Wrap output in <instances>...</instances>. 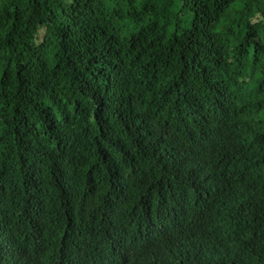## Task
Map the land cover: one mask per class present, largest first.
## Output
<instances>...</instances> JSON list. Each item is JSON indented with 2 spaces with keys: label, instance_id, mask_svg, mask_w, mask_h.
Here are the masks:
<instances>
[{
  "label": "trees",
  "instance_id": "16d2710c",
  "mask_svg": "<svg viewBox=\"0 0 264 264\" xmlns=\"http://www.w3.org/2000/svg\"><path fill=\"white\" fill-rule=\"evenodd\" d=\"M0 264H264V0H0Z\"/></svg>",
  "mask_w": 264,
  "mask_h": 264
},
{
  "label": "rangeland",
  "instance_id": "374dc122",
  "mask_svg": "<svg viewBox=\"0 0 264 264\" xmlns=\"http://www.w3.org/2000/svg\"><path fill=\"white\" fill-rule=\"evenodd\" d=\"M44 31L41 30L40 35L43 34Z\"/></svg>",
  "mask_w": 264,
  "mask_h": 264
},
{
  "label": "bare ground",
  "instance_id": "6f19581e",
  "mask_svg": "<svg viewBox=\"0 0 264 264\" xmlns=\"http://www.w3.org/2000/svg\"><path fill=\"white\" fill-rule=\"evenodd\" d=\"M250 198V197H249Z\"/></svg>",
  "mask_w": 264,
  "mask_h": 264
}]
</instances>
